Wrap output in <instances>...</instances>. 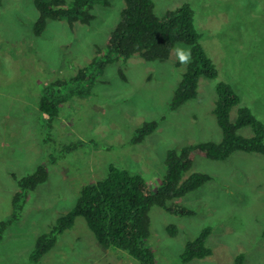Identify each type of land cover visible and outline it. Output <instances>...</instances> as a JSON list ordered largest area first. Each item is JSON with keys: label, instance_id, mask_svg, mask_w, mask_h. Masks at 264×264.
I'll list each match as a JSON object with an SVG mask.
<instances>
[{"label": "rangeland", "instance_id": "1", "mask_svg": "<svg viewBox=\"0 0 264 264\" xmlns=\"http://www.w3.org/2000/svg\"><path fill=\"white\" fill-rule=\"evenodd\" d=\"M70 4L74 0H68ZM155 13L190 4L201 43L219 71L202 76L198 96L176 110L169 107L188 64H181L176 43L166 61L139 55L115 59L61 106L53 128L44 127L39 110L44 89L54 80L75 76L105 48L122 18L124 0L93 3L94 20H48L41 36L34 34L39 12L32 0H0V221L12 212L17 179L45 164L47 179L31 191L19 220L0 242V264H29L37 238L70 212L81 189L105 178L111 166L142 175L152 191L162 184L169 150L204 141L220 142L215 107L218 81L228 82L243 106L264 122V0H153ZM90 84L87 87V84ZM237 118V108L231 120ZM157 127L135 142L145 123ZM250 137L249 127L238 132ZM209 174L202 187L171 202L193 210L172 214L159 206L150 210L149 247L157 264H264V155L237 151L227 160L195 157L182 180ZM177 228L176 236L168 227ZM210 226L207 245L212 255L182 262L187 242ZM38 264H140L127 252L105 248L86 220L59 236Z\"/></svg>", "mask_w": 264, "mask_h": 264}, {"label": "trees", "instance_id": "2", "mask_svg": "<svg viewBox=\"0 0 264 264\" xmlns=\"http://www.w3.org/2000/svg\"><path fill=\"white\" fill-rule=\"evenodd\" d=\"M32 1L39 12L34 34L41 36L48 20H66L71 26L77 21L90 24L94 20L93 3L102 0H74L72 4L68 0ZM124 2L120 23L112 32L108 45L97 49L91 64L79 69L73 77L54 80L44 89L39 110L45 117L44 127L47 131L52 130L53 122L60 115L65 102L76 95H85V89L80 90L79 85L92 79L91 72L103 71L115 59L139 55L146 61H166L176 43L189 45L191 61L170 101L171 110L198 96L202 76L212 79L219 77L216 65L201 43L202 35L196 27L195 11L190 4L169 9L163 17H158L153 0ZM216 95L213 113L222 130L220 142L204 141L186 145L179 151L169 150L165 162L166 173L156 191L151 190L142 175L111 166L105 178L85 185L73 209L59 217L48 232L37 238L29 264H38L55 247L59 236L73 228L78 217L86 220L103 247L125 251L140 264H157L156 255L148 245L151 235L150 210L153 206H159L176 215L194 214L193 210L171 201L196 191L212 179L207 173L196 172L182 180L191 169L195 157L224 161L237 151L264 155V122L257 118L250 107L241 105V96L228 82H217ZM235 107L237 118L232 121L231 111ZM156 127V121L145 123L137 129L134 141H142ZM244 127H249L253 135L247 137L239 134ZM47 176L46 165L42 164L33 173L17 179L19 188L12 198V212L8 218L0 221V242L7 229L21 217L30 192L44 183ZM168 232L176 236L177 228L170 226ZM211 233L212 228L208 226L194 240L187 242L180 256L181 261L187 263L212 255L213 251L207 245ZM244 262L245 255L239 254L233 264Z\"/></svg>", "mask_w": 264, "mask_h": 264}, {"label": "clouds", "instance_id": "3", "mask_svg": "<svg viewBox=\"0 0 264 264\" xmlns=\"http://www.w3.org/2000/svg\"><path fill=\"white\" fill-rule=\"evenodd\" d=\"M176 53L181 64H187L191 61L192 53L190 48L177 47Z\"/></svg>", "mask_w": 264, "mask_h": 264}]
</instances>
